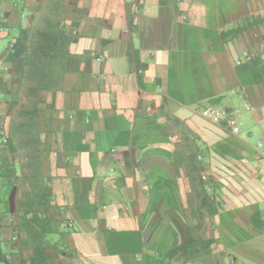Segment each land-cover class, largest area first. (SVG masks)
I'll list each match as a JSON object with an SVG mask.
<instances>
[{
    "label": "crops",
    "instance_id": "crops-1",
    "mask_svg": "<svg viewBox=\"0 0 264 264\" xmlns=\"http://www.w3.org/2000/svg\"><path fill=\"white\" fill-rule=\"evenodd\" d=\"M46 19L66 36L36 97L13 44ZM212 103L240 109V133L202 116ZM27 107L50 213L69 224L62 241L52 233V264H264V0H0L9 141ZM2 143L0 169L15 172L0 177V264H30L29 182Z\"/></svg>",
    "mask_w": 264,
    "mask_h": 264
},
{
    "label": "trees",
    "instance_id": "trees-1",
    "mask_svg": "<svg viewBox=\"0 0 264 264\" xmlns=\"http://www.w3.org/2000/svg\"><path fill=\"white\" fill-rule=\"evenodd\" d=\"M65 36L66 33L59 22L46 19L43 27L24 29L17 37L13 44L14 55L18 60L17 71L21 81L28 85L30 94L38 97L40 92L49 90L54 84L55 73L60 69L62 62ZM35 111V107H27L23 112L26 120L12 128L8 152L14 153L20 145H28L24 163L27 170L21 167V176L25 183L29 182V189L23 190L19 201V228L26 233L33 247L30 264H52L48 248L53 246L60 250L59 243L67 233L68 225L63 219H57L50 213L51 195L44 173L43 150L39 147L41 140L35 130ZM19 130L23 131V135L16 141ZM4 156L5 154H2V158ZM14 172L15 166L3 165L0 177L11 181L10 173ZM54 232L59 235L60 241H52L51 235ZM2 253L0 247V256Z\"/></svg>",
    "mask_w": 264,
    "mask_h": 264
},
{
    "label": "built area",
    "instance_id": "built-area-1",
    "mask_svg": "<svg viewBox=\"0 0 264 264\" xmlns=\"http://www.w3.org/2000/svg\"><path fill=\"white\" fill-rule=\"evenodd\" d=\"M245 108L247 110H251L252 107L249 104L245 105ZM240 112V109H229V108H223L218 107L214 105L206 106L202 109L201 114L204 118L208 119L212 123H224L226 128L231 134H238L240 133L242 126L241 122L238 118V114ZM0 135L2 137L3 145L9 144V139L6 133V129L4 126H0ZM259 147H264V140L260 139L258 142ZM17 235H13L12 240H17Z\"/></svg>",
    "mask_w": 264,
    "mask_h": 264
},
{
    "label": "rangeland",
    "instance_id": "rangeland-1",
    "mask_svg": "<svg viewBox=\"0 0 264 264\" xmlns=\"http://www.w3.org/2000/svg\"><path fill=\"white\" fill-rule=\"evenodd\" d=\"M212 104H214L216 106H221L220 103H212ZM236 109H238V107L237 108L236 107L234 108V110H236ZM242 110H245V105L243 106V109ZM244 121H245V119H244ZM245 125H246V121H245ZM20 138H21V136H16V141H19ZM254 139L256 140V137H254ZM16 151H17L16 158H19V160H20L19 161V166L22 167V168H25V170H27V167L24 166V163L26 161L27 148H23V146H22V147L17 148ZM67 225H69V224L67 223Z\"/></svg>",
    "mask_w": 264,
    "mask_h": 264
}]
</instances>
